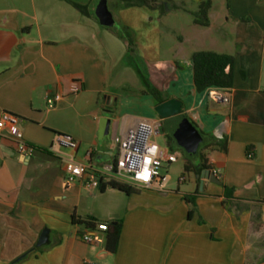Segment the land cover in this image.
Instances as JSON below:
<instances>
[{"label": "crops", "instance_id": "0c3cea01", "mask_svg": "<svg viewBox=\"0 0 264 264\" xmlns=\"http://www.w3.org/2000/svg\"><path fill=\"white\" fill-rule=\"evenodd\" d=\"M102 1L0 0V117L18 115L36 148L21 156L0 134V264H264V0H165V12L162 1L151 9L105 0L117 27L100 23ZM205 1L207 26L194 15ZM199 51L233 56L229 104L197 91L192 55ZM140 55L150 83L164 101H181L205 139L201 153L219 182L204 177L195 205L185 198L200 185L195 172L184 188L166 169L163 191L127 193L108 179L96 188L65 185L72 164L65 155L100 171L117 158L115 136L140 119L157 121L154 140L162 134L172 152L171 132L160 131L172 119L155 112L159 103L136 70ZM74 82L79 92H71ZM55 93L63 99L49 108ZM57 133L78 148L50 151ZM225 187L234 188L233 198ZM86 222H121L117 250L107 248L106 232L100 242L81 240ZM45 230L48 242L37 247Z\"/></svg>", "mask_w": 264, "mask_h": 264}, {"label": "built area", "instance_id": "2783aa9c", "mask_svg": "<svg viewBox=\"0 0 264 264\" xmlns=\"http://www.w3.org/2000/svg\"><path fill=\"white\" fill-rule=\"evenodd\" d=\"M81 86L74 82L71 92H79ZM208 97L220 104H229L231 91L229 88L208 87ZM63 95L55 93L48 95L46 104L54 108ZM21 118L11 112H3L0 117V134L9 137L15 146L16 152L24 157L30 158L35 146L25 139L20 126ZM159 124L155 120L140 119L122 135L115 136L114 141L118 146V155L114 162L103 167L102 170L90 173L91 165L78 162L72 155H65V158L72 164L65 177V185L70 186L76 182H83L87 187H99L105 180L116 181L135 188H150L163 191L168 183L169 176L162 173L169 165L176 162V153L169 152L154 140ZM79 146L77 140L71 135L57 133L54 136L50 151L60 154L61 148L75 151ZM90 155V153H88ZM185 177L181 176L179 182H184ZM108 229L107 223H99L89 228L88 232L80 235V239L88 244L101 241V233Z\"/></svg>", "mask_w": 264, "mask_h": 264}, {"label": "trees", "instance_id": "16d2710c", "mask_svg": "<svg viewBox=\"0 0 264 264\" xmlns=\"http://www.w3.org/2000/svg\"><path fill=\"white\" fill-rule=\"evenodd\" d=\"M123 1L128 6H146L151 9L156 8L157 3L162 1V3H160V10L161 12H165V6H164L165 0H123ZM72 4L82 12L86 13L87 8L85 6L74 2H72ZM210 6H211V1H205L200 4L199 10L196 13H194L195 22L197 24L203 26H207L209 24L207 13ZM119 34L127 41L129 46L128 52L133 53L132 42L128 39V37L124 33L120 32ZM192 60H193L194 83L198 92H202L208 87H212V86L222 87V88L232 87L233 65H234L233 56L226 54H218L215 52L199 51V52H195L192 55ZM136 70L143 84L145 85L147 91L155 98L156 102L157 103L163 102L165 100V97L156 87H154L150 83L148 77L141 70L140 66L136 65ZM203 141L205 144V139H203ZM221 147L225 148V144L222 143ZM200 161L201 163L198 166H195L189 161H186L184 164V170L186 172H195L196 174H199L201 173L202 170L209 168L206 159L202 153H200ZM108 184L113 188H117L127 193H129L132 188L129 185L122 184L116 181H110ZM102 189H104L103 186ZM199 190L200 187L198 186L194 195H188L185 197L186 200L192 205H195V195L200 194ZM233 194H234V188L225 187L226 198H233ZM191 215H192V210L189 211L188 217L190 218ZM74 221L76 220L74 219ZM85 224L90 228L94 227V224L91 222H86ZM121 228H122L121 222H112L108 224V229L106 231V236H107L106 246L108 249H110L113 252L117 250Z\"/></svg>", "mask_w": 264, "mask_h": 264}, {"label": "water", "instance_id": "95a60500", "mask_svg": "<svg viewBox=\"0 0 264 264\" xmlns=\"http://www.w3.org/2000/svg\"><path fill=\"white\" fill-rule=\"evenodd\" d=\"M99 21L104 26L112 27L114 25V18L107 6L105 0L100 2L96 9ZM155 112L161 118H168L175 116V123L172 126V136L175 138L177 144L185 150L188 154H195L203 142L202 135L193 127L189 120L182 113L181 101L171 98L163 101L155 106ZM109 121L103 122V128L107 131ZM212 177L211 180L219 182L214 172L209 169L202 170L201 173L196 174V178H200V191L203 190V178ZM48 242V230H45L37 242V247H40ZM25 256V255H24ZM20 260V259H18Z\"/></svg>", "mask_w": 264, "mask_h": 264}, {"label": "rangeland", "instance_id": "374dc122", "mask_svg": "<svg viewBox=\"0 0 264 264\" xmlns=\"http://www.w3.org/2000/svg\"><path fill=\"white\" fill-rule=\"evenodd\" d=\"M109 10L113 14L112 16L115 18L114 9H113V7L111 5H109ZM165 10H166V7H165ZM115 20L116 21L114 22L113 26L117 27L118 21H117V19H115ZM137 60H138V64L140 65L141 70L148 77L149 70L147 68L146 61L144 60V58L141 55H140V57ZM134 75L137 77L136 74H134ZM172 117H174V116H172ZM164 119H172V120H168L167 122H162V126L160 127V131L161 132H164V131L171 132L172 129H173L172 126L174 125L173 121L175 123V118L168 117V118H164ZM171 136H172V134L170 133L168 135V138L170 139V143L169 144L173 146V149H171V150H172V152H175L177 154L178 159H177L176 162H174L171 165H169L167 169H168L172 179L176 182V185L179 183V178L181 176H184L186 182L184 184H182V187H184V188L187 187L188 188L189 185L191 184L194 176H193L192 172H186L184 170V164H185L186 161H189L193 165L198 166V163L200 161V153H201L202 148L204 146V141L199 146V148L197 150V153L188 154V153L185 152V150L183 148H181L179 145H177L176 141ZM158 141H159V144L162 147L166 146L165 137L162 134L158 137ZM162 173H165L164 169H162ZM261 241H262L261 243L263 244L264 243V239H262Z\"/></svg>", "mask_w": 264, "mask_h": 264}]
</instances>
